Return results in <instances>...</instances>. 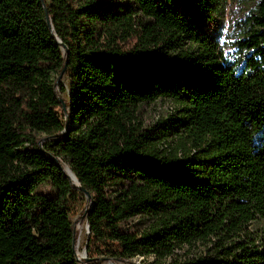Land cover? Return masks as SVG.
Listing matches in <instances>:
<instances>
[{"label": "trees", "instance_id": "trees-1", "mask_svg": "<svg viewBox=\"0 0 264 264\" xmlns=\"http://www.w3.org/2000/svg\"><path fill=\"white\" fill-rule=\"evenodd\" d=\"M136 256L264 264V0H0V264Z\"/></svg>", "mask_w": 264, "mask_h": 264}, {"label": "rangeland", "instance_id": "rangeland-1", "mask_svg": "<svg viewBox=\"0 0 264 264\" xmlns=\"http://www.w3.org/2000/svg\"><path fill=\"white\" fill-rule=\"evenodd\" d=\"M242 13V9L238 4L231 3L228 5V7L225 10V14L223 16L214 18L213 21H209L208 24L211 28V30L215 32L222 31V27L226 26L229 22V18L240 16ZM224 39L223 33H221V36L219 38V41L222 42ZM59 83L61 85L58 86L57 90L60 95V99L63 102V105L65 104V101H67L68 98V77L67 74H62V76L59 79ZM63 88V89H62ZM180 108V104L177 102H174L173 100L169 99H160L153 103L149 104H143L139 108L138 116L141 121L144 122V124L147 126L149 124H153L158 122L159 120H162L166 117H168L170 114H173L174 116L177 115V109ZM175 136L172 134H169L167 136L166 143L169 146H173L176 144ZM66 170L69 172V169L66 167ZM70 173V172H69ZM49 193L52 192V190H48ZM88 205V197L84 194L78 195L77 199L71 203V220L74 221L75 230H76V252L77 256L80 259H85L87 257L86 255V245H87V239L89 236V230L87 228L86 221L81 214V211L83 208ZM136 222V220L132 219V222ZM82 231V232H81ZM81 232V233H80ZM150 260V256H147L144 258L143 256H136L132 259H129L126 262H120V263H112L108 260H100L96 264H143L144 262H147V260Z\"/></svg>", "mask_w": 264, "mask_h": 264}, {"label": "water", "instance_id": "water-1", "mask_svg": "<svg viewBox=\"0 0 264 264\" xmlns=\"http://www.w3.org/2000/svg\"><path fill=\"white\" fill-rule=\"evenodd\" d=\"M64 69H65V66L63 67L62 72L60 73V76L62 75ZM75 180H76V178H75ZM87 228H88V225H87ZM88 230H89V228H88ZM86 258H87V257H85V259H86ZM79 259H80V258H79Z\"/></svg>", "mask_w": 264, "mask_h": 264}, {"label": "bare ground", "instance_id": "bare-ground-1", "mask_svg": "<svg viewBox=\"0 0 264 264\" xmlns=\"http://www.w3.org/2000/svg\"><path fill=\"white\" fill-rule=\"evenodd\" d=\"M69 172H70V174H71V177L74 179V181L76 182V180H75V176L72 174V172L69 170ZM82 232V231H81ZM80 232V233H81Z\"/></svg>", "mask_w": 264, "mask_h": 264}]
</instances>
